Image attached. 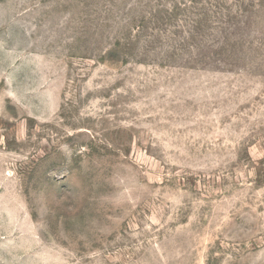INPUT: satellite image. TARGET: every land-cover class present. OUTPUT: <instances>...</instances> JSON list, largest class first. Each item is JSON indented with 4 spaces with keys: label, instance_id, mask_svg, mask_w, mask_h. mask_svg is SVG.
Wrapping results in <instances>:
<instances>
[{
    "label": "rangeland",
    "instance_id": "obj_1",
    "mask_svg": "<svg viewBox=\"0 0 264 264\" xmlns=\"http://www.w3.org/2000/svg\"><path fill=\"white\" fill-rule=\"evenodd\" d=\"M0 264H264V0H0Z\"/></svg>",
    "mask_w": 264,
    "mask_h": 264
}]
</instances>
